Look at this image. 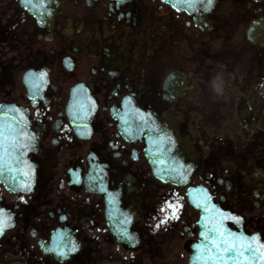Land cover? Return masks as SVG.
Segmentation results:
<instances>
[{"label":"flooded vegetation","instance_id":"af4514ba","mask_svg":"<svg viewBox=\"0 0 264 264\" xmlns=\"http://www.w3.org/2000/svg\"><path fill=\"white\" fill-rule=\"evenodd\" d=\"M1 106L27 141L22 179L0 173V264H188L189 199L264 241V0H0ZM135 108L196 163L184 185L153 173Z\"/></svg>","mask_w":264,"mask_h":264},{"label":"water","instance_id":"95a60500","mask_svg":"<svg viewBox=\"0 0 264 264\" xmlns=\"http://www.w3.org/2000/svg\"><path fill=\"white\" fill-rule=\"evenodd\" d=\"M163 1L178 9L188 11L210 7L207 5L201 6L195 2L185 3L183 0ZM8 115L9 113L5 108L0 110V132H3L4 141V147L0 148V157L6 158L9 155L12 163L19 165L20 157L18 154H14V151L20 147V139L12 131L9 130L8 132V129H6L9 122L5 120V117ZM135 126L139 132H145L148 146L147 155L156 175L167 182H185L193 171V163L178 153L179 147L171 136L167 125H154L149 112L136 110ZM13 142L16 144L15 149L10 147ZM5 149H7V152H5ZM192 203L201 210L199 221L201 241L194 244L189 264H264V247L261 246L264 242H261L256 236L249 237L243 233L230 230L226 226V220L230 218L229 214L211 205L207 199L199 203L192 201ZM221 216L227 217V219L222 221ZM214 225L220 226L223 239L220 234L212 231ZM225 229L227 231H224ZM229 232L234 233L235 238L230 236ZM253 237L255 239H252ZM225 241H227L229 247L234 248V251L224 252ZM249 246L255 249L254 255H250L245 250Z\"/></svg>","mask_w":264,"mask_h":264},{"label":"snow or ice","instance_id":"6c2138e0","mask_svg":"<svg viewBox=\"0 0 264 264\" xmlns=\"http://www.w3.org/2000/svg\"><path fill=\"white\" fill-rule=\"evenodd\" d=\"M183 2L185 3H199L201 6H204V5H207V6H212L214 5L215 3V0H183ZM204 10L207 11L208 10V7H204ZM205 88L207 87V85H203ZM4 147V141H3V132H0V148H3ZM10 147H12L13 149H15L16 147V144L15 142H13ZM5 152H7V149H5ZM25 190L27 191L28 190V187L25 186ZM169 207L171 208L172 205H169ZM223 219H227V217H223L221 216V220L223 221ZM236 223H239L240 222V219L239 217H233L232 218ZM165 221H162V223H164ZM10 226L8 224V222L4 219V212L2 209H0V234H2L4 232V230ZM157 227H159V225H157ZM213 232L215 233H218L221 235V238L223 239V233L220 231V226L219 225H214L213 229H212ZM224 231H227L226 229ZM230 236H233V238H235V234L234 233H228ZM203 235V234H202ZM241 239H243V237H241ZM252 239H255V237H253ZM215 243V241H214ZM262 247H264V244L261 245ZM224 252H231V251H234V248L233 247H229L227 245V241H225V247H224ZM250 255H254L255 254V249L252 248V247H247L245 249ZM239 255V254H238ZM233 259H235V257H233Z\"/></svg>","mask_w":264,"mask_h":264}]
</instances>
